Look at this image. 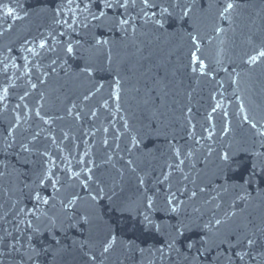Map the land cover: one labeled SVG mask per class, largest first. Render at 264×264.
Listing matches in <instances>:
<instances>
[{
  "label": "water",
  "instance_id": "1",
  "mask_svg": "<svg viewBox=\"0 0 264 264\" xmlns=\"http://www.w3.org/2000/svg\"><path fill=\"white\" fill-rule=\"evenodd\" d=\"M261 53L264 0H0V264H264Z\"/></svg>",
  "mask_w": 264,
  "mask_h": 264
},
{
  "label": "snow or ice",
  "instance_id": "2",
  "mask_svg": "<svg viewBox=\"0 0 264 264\" xmlns=\"http://www.w3.org/2000/svg\"><path fill=\"white\" fill-rule=\"evenodd\" d=\"M89 3H91V0H89ZM135 3H136V0H116V3H113L112 0H105V7H107V8H113V7L119 6L121 8H127L129 6V4H131V5L134 6ZM143 3L145 5H147L148 4V0H143ZM86 7H87V5H86ZM227 7H228V9H231L233 7V5L232 4H228ZM100 15L103 16L104 13L101 12ZM120 23L121 24H126L127 23V20H121ZM41 46L43 47V45H41ZM68 51L71 52L72 51V48L69 47L68 48ZM261 55H264V53H261ZM253 60H255V57H253ZM225 159H227V156H225ZM193 195H195V193H193ZM36 199L38 201H40V199H41L38 194L36 196ZM43 203L44 204H47L48 201L45 199V200H43ZM168 203L169 204L172 203L171 199H169ZM149 207H151V204H149ZM172 211H176V208L173 207L172 208ZM28 215H32V213H29ZM232 215H235V213H233ZM39 219H40L39 216L35 217V220L36 221H39ZM145 219H147V217H145ZM224 222L225 221H222L221 219H217L215 221V225L214 226H208V227H209L210 231H211V229L213 227L216 228V229H219L220 225L222 223H224ZM26 228H27V230L30 233V235L28 237V240H29V244H31V241L33 239V236L39 235L41 233V228H40L39 224L38 223H34L33 220H28L27 221ZM176 232H177L178 235H183V232L181 231L180 228H177L176 229ZM114 242H115V238L113 237L112 238V241L109 242L108 245L104 248V251L107 252ZM221 243H232V241L231 240H222ZM237 243H245L247 246L251 247L255 243V241L253 239H250V238H245L244 240L241 241L239 238H237ZM205 244H207V241H205ZM173 247H174V243H169V249H172ZM189 247H191V245H189ZM32 251L33 252H36L37 255H39V252H37V250L35 248H33ZM199 251H200V249L198 248L197 249V252H199ZM237 255H239V258L241 260L244 259V255L243 254L237 253Z\"/></svg>",
  "mask_w": 264,
  "mask_h": 264
}]
</instances>
